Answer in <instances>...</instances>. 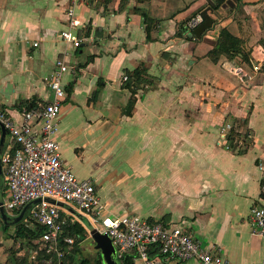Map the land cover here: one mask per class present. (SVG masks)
Listing matches in <instances>:
<instances>
[{
    "label": "crops",
    "instance_id": "obj_1",
    "mask_svg": "<svg viewBox=\"0 0 264 264\" xmlns=\"http://www.w3.org/2000/svg\"><path fill=\"white\" fill-rule=\"evenodd\" d=\"M73 1L0 0V106L19 119L21 101L51 102L45 78L66 63L55 139L109 215L181 226L230 264L263 263L251 209L264 207V0L217 12L213 0H77L79 47L60 37ZM138 9L156 21L150 35ZM205 14L212 28L186 39L190 19ZM224 28L244 42L247 62L207 57ZM138 69L151 84L129 87Z\"/></svg>",
    "mask_w": 264,
    "mask_h": 264
},
{
    "label": "built area",
    "instance_id": "obj_2",
    "mask_svg": "<svg viewBox=\"0 0 264 264\" xmlns=\"http://www.w3.org/2000/svg\"><path fill=\"white\" fill-rule=\"evenodd\" d=\"M73 2L66 11L68 29L61 32L60 37L79 47L81 41L74 33L78 26L77 0ZM202 22L203 18L199 16L191 21L189 27L196 29ZM69 70L66 63L58 61L54 72L45 78L54 93V99L46 105L24 109L19 119L0 106V123L8 132V143L2 156L5 184L3 206L6 212L13 214L22 211L28 204L40 200L22 222L27 228L42 227L44 232L39 250L58 258L63 256L61 244L72 247L75 243L74 238L65 236L69 226L81 224L90 235L80 219L82 216L90 226L110 237L119 263L131 256L135 264L191 260L197 264H230L220 254L205 250L181 226L159 221L151 223L136 215L111 217L93 181L77 178L72 167L65 162L55 139L62 106L67 98L63 78ZM230 130L231 125L222 129L225 141H229ZM260 169L263 170V167ZM251 218L254 233L264 238V207H253ZM156 249L159 256L152 254ZM36 255L37 252H33V258ZM53 263L54 257H50L39 264Z\"/></svg>",
    "mask_w": 264,
    "mask_h": 264
},
{
    "label": "trees",
    "instance_id": "obj_3",
    "mask_svg": "<svg viewBox=\"0 0 264 264\" xmlns=\"http://www.w3.org/2000/svg\"><path fill=\"white\" fill-rule=\"evenodd\" d=\"M123 1V0H122ZM139 3L145 1V0H136ZM222 6L227 7L226 0H213L212 3V10L217 12L220 10ZM138 12H140L143 22L147 27L148 34L152 32V28L155 25L156 21L152 20L147 12L141 11L138 9ZM193 19H190L192 21ZM189 21V22H190ZM188 23V20L186 22H183L180 24V31L177 34V36H183L184 33L187 32V29L185 28V25ZM148 35V36H149ZM150 37V36H149ZM148 37V40L150 38ZM195 30L191 31V36H187L186 39H193L195 38ZM202 37L198 38L197 41H200ZM244 42L231 34L229 30L226 28L222 29L219 34V38L217 41V44L214 46L213 50H211L207 57L210 58L213 62H218L221 56H225L229 60H235V59H242L243 61L247 62L248 55L245 54L243 49ZM143 71H140L138 69L134 73L129 74V87L135 85V84H151L149 81L143 80L142 78ZM135 104L134 94L132 98L130 99V102L125 109L126 115H131L133 111V107ZM18 110H21L23 108H26V110H31L35 107V103H31L29 101H21V103L17 106ZM236 136V130L233 128L232 131L229 133L228 138L229 141H234ZM234 137V139H233ZM1 188H2V196L4 198V192L5 187L3 184V180L1 182ZM21 213V211H16L15 216L11 217L10 221L4 222L2 217L0 221V226L4 234H6V239H13L14 241H21L23 244V247L27 246L32 247V252H37V257L34 259L32 256H28L27 258H20L18 257V251H11V262L10 264H39L45 259H49L50 257H54V264H65V261L68 260L70 264H104L103 259L100 255H98V258L95 262L92 261V258L89 256L82 255L84 254L82 249V242L86 241L88 239V233L85 230V228L81 224H74L69 226L66 229V235L68 237H72L75 240L74 247L71 250H68L67 246L65 244H61L60 250L61 252L65 254V258H63L60 262L54 255H48L45 252L39 250V247L41 246L40 238L44 232V229L42 227H38L35 229L27 228L23 222L13 224V222L19 217L18 215ZM151 223H154L155 221L150 220ZM14 227L15 233L14 235H9V230ZM63 254V255H64ZM154 256H159V250L156 249L153 253ZM78 255V256H76ZM29 260V261H28ZM120 264H135L132 260L131 256H127L123 260L120 261Z\"/></svg>",
    "mask_w": 264,
    "mask_h": 264
},
{
    "label": "water",
    "instance_id": "obj_4",
    "mask_svg": "<svg viewBox=\"0 0 264 264\" xmlns=\"http://www.w3.org/2000/svg\"><path fill=\"white\" fill-rule=\"evenodd\" d=\"M237 0H228L227 4L228 6H233L234 3ZM213 20L208 16L204 15L203 22L195 29V36L196 38H200L202 35H204L207 31H209L213 26ZM0 129H1V139H0V214L4 222H8L11 219V216L6 212L4 208V201L2 196V188H1V182L4 181V174H3V166H2V156L7 144L8 140V132L6 128L0 123ZM4 184V182H3ZM40 203V200H36L30 204H28L24 209L21 211L19 217L13 222V224H17L22 222L25 217L28 215L30 209L35 206L36 204ZM80 219L84 222L86 227L90 231V237H91V245L87 246V249L90 251H93L100 255L103 259L104 264H120L117 260L116 250L113 246V243L110 239V237L106 234H101L96 229H94L92 226H90L86 219H84L82 216H80ZM84 249V247H83Z\"/></svg>",
    "mask_w": 264,
    "mask_h": 264
},
{
    "label": "rangeland",
    "instance_id": "obj_5",
    "mask_svg": "<svg viewBox=\"0 0 264 264\" xmlns=\"http://www.w3.org/2000/svg\"><path fill=\"white\" fill-rule=\"evenodd\" d=\"M0 221H1V217H0ZM14 233H15V228L12 227L9 230L8 234L14 235ZM6 238H7L6 234L3 233L1 226H0V264H10V262H11V251L12 250L18 251V257H20V258H27L28 256H32V258H33V252H35V251L32 252V250H33L32 247H29V248L27 246L23 247V244L21 241H14L13 239H6ZM91 240L92 239H91L90 235L88 234V239L86 241L82 242V244H81L82 249L84 247V249H83L84 254H82V255L89 256L90 258H92V261L95 262L98 258V254L87 249V246L92 244ZM73 247H74V245L72 247H67V248H68V250H71V249H73ZM63 254H64V252H63ZM76 256H78V255H76ZM56 258L58 259V261L62 262L61 260L63 258H65V254L62 257L58 258V256H57ZM65 264H70V262L68 260H66Z\"/></svg>",
    "mask_w": 264,
    "mask_h": 264
}]
</instances>
